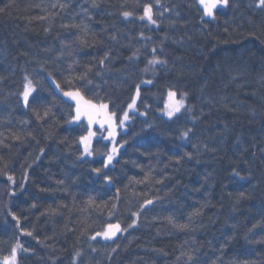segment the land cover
Masks as SVG:
<instances>
[{
    "label": "trees",
    "instance_id": "16d2710c",
    "mask_svg": "<svg viewBox=\"0 0 264 264\" xmlns=\"http://www.w3.org/2000/svg\"><path fill=\"white\" fill-rule=\"evenodd\" d=\"M257 2L229 0L215 19H202L197 0H0V261L19 243L16 264H186L187 252L192 264H264V9ZM146 4L155 27L139 19ZM83 27L90 46L77 39ZM153 49L167 63L145 72ZM84 72L93 83L73 84L120 116L136 84L153 81L141 84L137 111L117 137L127 143L107 169L109 143L95 139L97 154L81 157L87 124L68 122L74 105L52 83L67 89L66 80ZM25 75L39 81L28 107ZM169 88L188 93L191 113L160 114L157 98ZM46 108L49 117L37 120L34 110ZM147 199L153 203L135 227L113 241L90 239L110 213L111 223L127 228Z\"/></svg>",
    "mask_w": 264,
    "mask_h": 264
},
{
    "label": "snow or ice",
    "instance_id": "6c2138e0",
    "mask_svg": "<svg viewBox=\"0 0 264 264\" xmlns=\"http://www.w3.org/2000/svg\"><path fill=\"white\" fill-rule=\"evenodd\" d=\"M197 3L199 4L200 8L202 9L203 15L202 19L204 17L215 19V13L219 11L221 8H227L229 6V0H197ZM95 6V5H94ZM256 7L264 9V0H258L256 3ZM0 11H3L0 9ZM167 11V9H166ZM122 15L127 18L130 15H132L129 11H124ZM139 19L144 20L147 19L150 24H156V20L153 19L152 15V7L150 5L144 6L143 15L139 17ZM75 27V25H73ZM81 36H78L77 39L79 42L84 46H90L87 36H88V30L86 27L81 28ZM115 38V37H113ZM139 50L137 49L136 52L132 54V56L129 57V60H133L137 57ZM153 58L148 61V65L143 69V71L147 72L150 69L154 72V65H166V61L163 59H160L155 55V49H153ZM109 54L105 53V56L100 60V65L103 68L105 66V61L108 60ZM71 67V65H70ZM88 71H91V68L88 69ZM102 72H97L98 76H102ZM49 78H52V74L49 73ZM73 80H87L88 84H92L93 81L91 79H88V72L81 73L76 76H71L69 79L66 80V83L68 85L67 89H62L61 84L57 82L55 79H52V83L55 84L56 88L62 92V95L67 98V100L72 101L73 104L69 105L71 108L74 105V112L75 115H72L69 119V123H75L80 124L83 122V120H87V135H82L79 137V143L83 146V152L81 154V157H91L93 155H96L97 153L92 148V139L97 135L95 131H93V125L98 124L100 126L101 130L107 131V136H102L103 139L109 140L112 143V149L110 152L106 153L105 160L103 164V168L107 169L109 165L112 164L113 160L115 159L116 154L118 153L120 148H123L124 143H127V141H124L123 143H120L116 140L117 135V128L124 129L126 127V122L130 119V113H135L137 111V100L140 97L141 92V84H152V80H142L141 83L136 84V91L135 95L131 98V101L127 104V110H124L122 113V116L118 115L116 111H110L109 110V103L107 102H101V103H94L92 99L86 98L84 94H82V89L75 84H73ZM24 85H23V92H22V98L25 104V107H28L29 105V97L36 91L37 86L39 85V81H34L29 75L24 76ZM188 93L184 91H179L174 88H169L167 90L166 96L163 94L159 95L157 98V102L155 107L158 109L160 114L164 117H167L168 120H173L174 117H177V114L181 113L182 110L185 112L191 113L192 108L189 106H186V97ZM179 97V98H177ZM163 104V107H160V104ZM148 105H145V108H148ZM34 113L37 117V120H43L49 117L51 114V108H46L43 111V115H41L39 110H34ZM146 111H140V116H146ZM107 126V127H105ZM148 127H152L151 124L148 125ZM192 131V129L188 128L185 130H182L180 133V136L182 138L187 139L189 136V133ZM19 139V137H16ZM43 153V149H41V154ZM186 155H188L186 153ZM39 159V157H37ZM2 171V170H0ZM92 171L97 176H103V179L106 184L112 183V178L107 175V173L103 172V169L101 168H94ZM235 175H239V172H235ZM242 179L244 177H241ZM7 179L11 183H15L14 177L12 175H7ZM23 185H21V188ZM117 192H119V189H117ZM10 195H15V192H11ZM243 195V194H242ZM153 201L151 199H147L144 201L143 204H141L140 209H138L135 212H132L131 215L134 217L131 221V223L128 225L127 228L121 227V224L119 222L117 223H111V213L109 216V221L106 223L105 229L103 231H98L95 233V235L90 236V239L95 240L98 236L102 237L104 240H113L117 233H123L127 232L128 228L135 227L137 225V219L139 218L141 211L145 208L146 205L152 204ZM87 204L89 206H92L95 204V200L93 197H89ZM98 207V206H97ZM112 208L115 209L116 205L113 204ZM198 214V213H197ZM13 219H17L16 216L13 215ZM171 222V221H170ZM17 223L19 224V221L17 220ZM177 228L183 230L187 227V225H175ZM255 227V225L253 226ZM26 235H31V233H24ZM20 248V244L17 243L15 246L12 247L10 255L3 257L2 261H0V264H16L17 259V250ZM96 249L93 248V251ZM25 251H27L25 249ZM113 252L116 251L115 248L112 249ZM76 256H79L80 253L77 252L75 254ZM183 256H186L187 261L186 264H192V261L194 259L193 255L190 252L182 253ZM75 264V260H74Z\"/></svg>",
    "mask_w": 264,
    "mask_h": 264
},
{
    "label": "rangeland",
    "instance_id": "374dc122",
    "mask_svg": "<svg viewBox=\"0 0 264 264\" xmlns=\"http://www.w3.org/2000/svg\"><path fill=\"white\" fill-rule=\"evenodd\" d=\"M204 18H206V19H212V18H208V17H204ZM141 20V19H140ZM142 21H144V22H146L149 26H152V27H155V24H150L149 22H148V20L147 19H144V20H142ZM25 82V81H24ZM61 93V95H62V92H60ZM33 94V93H32ZM135 95V94H134ZM63 96V95H62ZM31 97V96H30ZM29 97V98H30ZM64 97V96H63ZM21 98H22V96H21ZM64 98H66V97H64ZM177 98H179V97H177ZM67 99V98H66ZM139 99V98H138ZM69 101V100H68ZM22 102H23V104H24V101H23V98H22ZM70 102H72V101H70ZM73 103V102H72ZM137 103H138V100H137ZM185 103H186V101H185ZM25 105V104H24ZM126 110H127V108H126ZM132 113H130V115H131ZM165 118H167V117H165ZM130 120V119H129ZM86 124H87V120H83ZM129 121H127L126 122V125H127V123H128ZM73 124H75V123H73ZM105 127H107V126H105ZM125 129H126V127L124 128V129H119V128H117V135H116V140H117V137H118V134L120 133V132H124L125 131ZM93 131H95L96 133H97V135L95 136V137H93V139H92V143H93V141L95 140V139H101V140H103V141H106V142H108L109 143V146H110V148H109V152L111 151V149H112V143H111V141H109V140H106V139H103L102 138V136H107V131H104V130H101L100 129V126L98 125V124H94L93 125ZM86 135H87V133H86ZM81 148H82V152H83V146L81 145ZM121 149V148H120ZM119 149V150H120ZM118 153H119V151H118ZM118 153L116 154V156H115V159L113 160V162L116 160V158H117V156H118ZM83 158H90V157H83ZM113 162H112V164L111 165H109V167L110 166H112L113 165ZM103 231V230H102ZM120 233H117V236L119 235ZM95 235V234H94ZM116 236V237H117ZM115 237V238H116ZM114 238V239H115ZM101 240V241H113V240H104L102 237H97L95 240ZM2 261V260H1Z\"/></svg>",
    "mask_w": 264,
    "mask_h": 264
}]
</instances>
